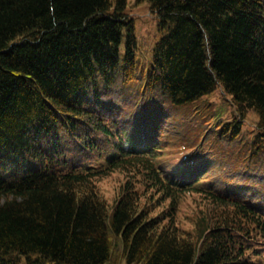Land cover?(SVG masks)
<instances>
[{
	"label": "trees",
	"instance_id": "obj_1",
	"mask_svg": "<svg viewBox=\"0 0 264 264\" xmlns=\"http://www.w3.org/2000/svg\"><path fill=\"white\" fill-rule=\"evenodd\" d=\"M136 2L158 30L141 65L128 0H0V264H108L117 238L126 264H264V0ZM219 88L180 160L174 113ZM249 111L246 157L204 150ZM116 172L136 180L111 203ZM188 193L208 202L185 227Z\"/></svg>",
	"mask_w": 264,
	"mask_h": 264
},
{
	"label": "rangeland",
	"instance_id": "obj_2",
	"mask_svg": "<svg viewBox=\"0 0 264 264\" xmlns=\"http://www.w3.org/2000/svg\"><path fill=\"white\" fill-rule=\"evenodd\" d=\"M127 12L135 18L136 34L139 42L137 55L139 65H141L152 55L153 44L158 37L157 18L148 2L137 3L136 0H128ZM228 102L229 100L225 97V92L219 88L207 97L190 103L187 105V108L180 109L174 113L172 118L176 120L177 125L175 132L170 136L169 140L177 150V155L180 160L184 159L188 161L192 159V155L189 157L190 151L199 147L203 136L202 134L204 132L207 133L214 126V123L210 120L211 112L214 109L228 106ZM197 110L201 113V116L194 118L193 113ZM257 119L255 112L249 111L244 120L237 119V122L241 121V130L234 135L235 140L233 143L224 146L218 141L210 139L204 142V150L211 148L215 154L222 157L227 156L228 158L241 154L240 150H243L247 144L251 146L253 128L257 123ZM193 133H200L201 135L195 136ZM246 155L247 153L244 155L241 154L240 156L246 157ZM126 178L136 180V176L134 175H123L118 172L102 179L98 183L100 193L112 203L116 189ZM143 201L148 202L149 200L144 198ZM207 202L204 196L198 193L183 195L178 210L179 224L185 227L190 226L192 218L197 213H201L200 211L202 209H205L204 204ZM109 207L111 209V206ZM215 213L217 214V212ZM113 241L116 242L115 250L108 264H126L121 241L118 238Z\"/></svg>",
	"mask_w": 264,
	"mask_h": 264
}]
</instances>
